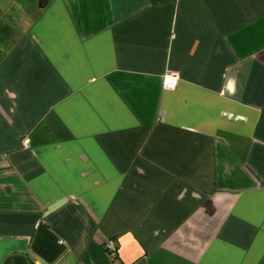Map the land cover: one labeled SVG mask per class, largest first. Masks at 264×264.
I'll return each mask as SVG.
<instances>
[{"label":"crops","instance_id":"obj_1","mask_svg":"<svg viewBox=\"0 0 264 264\" xmlns=\"http://www.w3.org/2000/svg\"><path fill=\"white\" fill-rule=\"evenodd\" d=\"M36 262L264 264V0H0V264Z\"/></svg>","mask_w":264,"mask_h":264},{"label":"built area","instance_id":"obj_2","mask_svg":"<svg viewBox=\"0 0 264 264\" xmlns=\"http://www.w3.org/2000/svg\"><path fill=\"white\" fill-rule=\"evenodd\" d=\"M179 74L177 72H167L165 73L164 75V86L166 88H175L178 84V81H179ZM25 143V146L28 147L29 146V143H28V139H25L24 141ZM107 246L108 248L112 251V253L114 254L115 252V245L113 243L112 240L108 241L107 242ZM35 264H38L37 262Z\"/></svg>","mask_w":264,"mask_h":264}]
</instances>
